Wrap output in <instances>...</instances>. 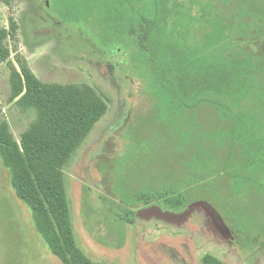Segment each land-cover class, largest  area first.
<instances>
[{"label": "rangeland", "instance_id": "obj_1", "mask_svg": "<svg viewBox=\"0 0 264 264\" xmlns=\"http://www.w3.org/2000/svg\"><path fill=\"white\" fill-rule=\"evenodd\" d=\"M44 1L0 0V29L12 33L3 39L10 51L7 58L0 52V122L6 119L20 141L36 118L34 110L25 111L11 99L13 64L18 69L27 66L45 84L92 88L107 103V111L62 168L77 245L96 263L198 264L199 254L193 249L196 245L200 251L202 243L213 237L208 231L216 227L215 220L204 223L202 213L186 214L179 225L155 206L132 202L127 193L157 178L162 152L194 149L197 131L203 140L218 139L201 132L195 118L170 103L169 94L136 46L129 49L123 42H105L87 19L66 21L56 15L54 5L46 10ZM250 9L247 19L251 22H234L226 36L222 30L217 39L220 36L222 46H236L248 71L254 70L233 107L260 125L263 148L258 154L264 157V0H256ZM51 16L61 18L65 26L60 27ZM12 22L17 25L13 32ZM177 128L182 129L175 133L179 141L171 137ZM212 156H216L214 146L208 152L190 154L187 161L176 159L175 165L202 175L201 183L195 177L185 179V186L207 190L192 194L191 200L207 197L228 225L239 231V241L233 243L236 249L247 248L242 255L253 260L264 245V207L251 205L247 186L238 195L232 183L227 188L234 197L229 200L234 211L222 206L225 191L216 185L225 181V175L219 163L207 160ZM165 211L179 214L182 209ZM192 234L194 243L188 237ZM216 255L226 261L227 254ZM0 264H64L38 232L32 210L18 197L1 155Z\"/></svg>", "mask_w": 264, "mask_h": 264}, {"label": "trees", "instance_id": "obj_2", "mask_svg": "<svg viewBox=\"0 0 264 264\" xmlns=\"http://www.w3.org/2000/svg\"><path fill=\"white\" fill-rule=\"evenodd\" d=\"M255 2L44 1L46 10L54 5L56 15L66 21L77 17L87 19L95 27L94 33L105 42H123L129 49L136 46L157 83L169 94L170 103L195 118L201 132H210L218 139V142L203 140L197 131L194 149L185 151L182 148L179 154L169 150L162 152L164 158L159 161L157 178L128 191L132 202L144 207L158 205L164 211L180 208L182 213L194 201L190 198L192 194L207 190L195 185L185 186V179L190 176L201 183L202 175L176 166V159L187 161L190 154L199 155L201 150L208 152L214 146L216 156L207 157V160L219 163L225 175V181L216 185L217 190L225 191L222 206L234 211L229 205L234 197L227 188V184L232 183L238 195L247 186L251 205L264 207V157L258 154L263 148L261 127L248 113L235 111L233 107L248 87V76L253 77L254 70L248 71L236 46H222L220 36L217 39L222 30L225 37L234 22L240 25L251 22L247 19V11H251L250 6ZM57 16L56 19L51 17L64 27L65 22ZM16 26L12 22V32ZM11 34L7 28L0 29L3 59L10 53L3 39ZM12 67L11 99L23 110L36 112V118L21 134L20 141L15 139L6 119L0 122V155L11 174L12 186L31 208L35 226L50 251L64 264H104L93 262L77 245L62 168L106 113L108 105L90 87L45 84L27 66L18 69L13 64ZM181 130H172L171 137L175 141H179L175 133ZM203 200L213 204L207 197ZM218 213L239 241V231L232 229ZM129 221L134 222L133 219ZM201 263L229 264L210 253L203 255Z\"/></svg>", "mask_w": 264, "mask_h": 264}, {"label": "crops", "instance_id": "obj_3", "mask_svg": "<svg viewBox=\"0 0 264 264\" xmlns=\"http://www.w3.org/2000/svg\"><path fill=\"white\" fill-rule=\"evenodd\" d=\"M199 201H206V200H197L194 202H191L189 204V206L193 203L199 202ZM208 202V201H206ZM208 204H210L212 207L213 204H211L210 202H208ZM188 206V208H189ZM187 208V209H188ZM185 209V210H187ZM184 210V211H185ZM195 213H202L204 218V223L208 222V219L210 218L212 222L217 223L216 227H214V225H212V228L208 231L209 233H213V237L208 241V242H203L202 243V249L199 251V248H197V246L195 245V248L193 250L198 251L197 254L198 255V264H202L201 263V259L203 257V255H205L206 253H210L218 258H220L218 255H222V254H227V257L225 258L226 261L229 264H264V245L261 247V250L258 252V255H256L255 259L253 260H248L246 258V256H243L242 253H246V249L247 248H238L239 250L236 249V247L234 246V241H232V237L229 234H226L223 227L226 228V225H224V223H221L219 218L214 216V214H212V210H210V208L208 207H204L202 205L196 206L195 208H193L192 210H190L188 212V217H191V215L193 216ZM174 221L177 222V224L181 225L182 221H180V218H174ZM187 221V220H186ZM223 225V227H222ZM228 230V228H227ZM189 239L191 241H193L195 238L192 235L188 236ZM237 242V241H235ZM194 243V241H193ZM216 253V254H214ZM247 255V254H246ZM222 259V258H221Z\"/></svg>", "mask_w": 264, "mask_h": 264}, {"label": "water", "instance_id": "obj_4", "mask_svg": "<svg viewBox=\"0 0 264 264\" xmlns=\"http://www.w3.org/2000/svg\"><path fill=\"white\" fill-rule=\"evenodd\" d=\"M199 205H202V206H204V207H208V208H210V210H212V214H214V216L218 217L221 223H224V221L222 220V218H221V216L219 215L218 211H217L214 207H212L210 204H208V202H206V201H199V202L193 203V204H191V205L189 206V208H188L187 210H185L184 212L179 213V214H176V213H173V212H170V211H164V210H163L160 206H158V205H152V206L157 207V209H158L159 212L166 213V214H168V215H170V216H172V217H174V218H177V217H178V218H181V216H185L186 214H188V212H189L190 210H192L193 208H195L196 206H199ZM186 216H187V215H186ZM224 225H225V224H224ZM226 229H227V227H226ZM228 230H229V229H228Z\"/></svg>", "mask_w": 264, "mask_h": 264}, {"label": "flooded vegetation", "instance_id": "obj_5", "mask_svg": "<svg viewBox=\"0 0 264 264\" xmlns=\"http://www.w3.org/2000/svg\"><path fill=\"white\" fill-rule=\"evenodd\" d=\"M229 235L232 237V241H237V236L232 232V231H228Z\"/></svg>", "mask_w": 264, "mask_h": 264}]
</instances>
